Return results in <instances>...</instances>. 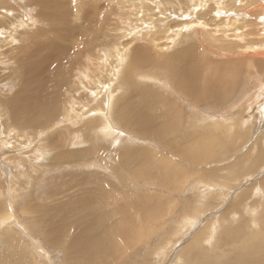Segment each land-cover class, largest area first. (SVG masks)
<instances>
[{"label": "rangeland", "instance_id": "374dc122", "mask_svg": "<svg viewBox=\"0 0 264 264\" xmlns=\"http://www.w3.org/2000/svg\"><path fill=\"white\" fill-rule=\"evenodd\" d=\"M62 29L77 32L71 37L63 31L64 38ZM49 38L65 53L78 50L67 68L58 61L65 71L58 100L48 67L29 77L24 66L36 53L31 41ZM136 47L145 53L132 66ZM192 57L208 65L194 61L198 67L185 75L193 86L215 76L219 89L197 91L194 98L178 87L171 72L179 77L178 64L186 67ZM129 78L137 79L135 91ZM148 90L176 105V128H167ZM125 93L134 109L128 128L113 108ZM101 125L116 134L100 136ZM76 132L80 139L71 140ZM56 136L58 144L51 145ZM59 144L69 154L53 160ZM91 147L94 153L87 151ZM129 149L135 156L124 163L120 152ZM183 149L186 155L175 156ZM92 176L101 183L83 185ZM163 177H171L166 188ZM97 187L102 205L95 199L93 209L80 211L60 241L44 236L57 208L69 202L74 210L78 196L95 197ZM35 203L48 211L45 225L24 213ZM0 205V220L10 216L0 228V264L66 263L80 223L91 219V211L100 217L115 205L124 206L130 219L122 223L128 237L115 240L122 252L88 255L92 260L83 264H245V254L254 264L264 261V0H0ZM15 239L22 253L13 250Z\"/></svg>", "mask_w": 264, "mask_h": 264}, {"label": "bare ground", "instance_id": "6f19581e", "mask_svg": "<svg viewBox=\"0 0 264 264\" xmlns=\"http://www.w3.org/2000/svg\"><path fill=\"white\" fill-rule=\"evenodd\" d=\"M48 8H51V6L47 5ZM12 8V7H11ZM263 9V8H262ZM263 20V19H262ZM58 29L55 28L54 31H57ZM115 30V29H114ZM63 31L65 33L69 32L71 37H72V33H75L77 31H75L74 29H71V30H67V29H62L61 32L59 33V36H62V37H66L65 34H63ZM80 32L82 33V31L80 30ZM80 32L78 31L77 35L76 36H80ZM128 34V33H127ZM55 35V34H54ZM75 36V37H76ZM128 38V37H127ZM52 38H49L47 39L48 41L46 43H44L43 41L39 40V39H34V41H31V45L33 47V49L36 51V53L31 57L30 61L27 60L26 61V64L24 65L26 68H28L29 70H31L32 72H26V75L29 77H35L36 74L39 73V71L43 68L44 71H45V68L48 67V70H47V77H48V81L52 83V85L55 87V92L53 94V97L56 98L58 93V86L59 84H57V82L59 80H61L63 78L64 80V74H65V71L61 74V71L58 69V61L60 60V69L63 70L64 68H67L70 64H71V61H72V56L74 55H77L78 53L75 51L77 49H74L72 48V50L68 51L67 53H65V51L61 48V46L58 44V42L56 40H51ZM68 39V38H66ZM30 40H33V39H30ZM81 40V39H80ZM150 40V39H149ZM41 41V42H39ZM79 41V40H78ZM82 44H84L82 41H80ZM76 43V41H75ZM29 44V43H28ZM92 44V43H91ZM89 42H88V39L86 41V45H91ZM74 45V43H73ZM135 45V44H134ZM154 46V45H153ZM81 47V46H80ZM130 47H133V43L131 44ZM246 47V46H245ZM244 47V48H245ZM251 47V46H250ZM154 48V47H153ZM152 48V49H153ZM248 48V47H246ZM254 48V47H253ZM29 49V47H28ZM112 49H113V46H112ZM120 49H124L122 46H120ZM255 49V48H254ZM115 50V49H113ZM247 50V49H246ZM78 51V50H77ZM80 51V50H79ZM117 51V50H116ZM128 50V46H127V50ZM243 51V49L241 50ZM235 52V51H234ZM233 52V53H234ZM125 53V52H124ZM143 53H145V51L143 50L142 52L139 51V47H136L135 49H133V51L131 52V60H132V63L131 65L133 66V63H137L140 59L139 58H142V55ZM151 53V52H150ZM229 54V53H228ZM108 55V54H107ZM119 59H122V57L120 56V53L118 55H116ZM69 57H70V60H69ZM104 57H106V55H104ZM245 58H246V55H245ZM244 58V59H245ZM250 58V57H249ZM118 59V62H120V60ZM229 59V58H228ZM143 59H141L142 61ZM146 60V59H145ZM197 58L196 57H192V59L190 60V63L186 65V67H181L182 65L178 64L177 66V69H176V72L178 74L179 77H176L175 74H173L171 72V78L173 79H177L178 80V87H181L182 88V91L185 93H191V94H194V98H197L198 97V94L202 92V94L200 95H204L203 92H207L208 91H213L211 89H219L220 85H217L215 83V76L211 78H209L206 83L203 85V86H200L199 84H197L196 87L193 86V82H191L189 79H188V76H185L186 74L190 76V73L191 71L193 70V68H197L198 65H207L205 61L201 60V59H198L200 63L195 64L194 61H196ZM197 60V61H198ZM257 60V59H256ZM230 61V59L228 60V62ZM76 62V60H75ZM145 62V61H144ZM245 62V61H244ZM53 63V64H52ZM241 63V62H240ZM52 64V65H51ZM76 64V63H75ZM149 64V63H148ZM147 64V65H148ZM146 65V66H147ZM152 65V64H151ZM176 65V64H175ZM180 65V67H179ZM221 65V64H220ZM226 65V64H225ZM142 66H144L142 64ZM154 66V65H153ZM202 66H200L202 68ZM200 67L198 69H200ZM212 67V66H211ZM223 67V66H222ZM229 67V65H228ZM232 67V66H231ZM148 68V67H146ZM151 68V67H150ZM205 68V67H204ZM227 68V67H226ZM208 69V65H207V68ZM212 69V68H211ZM210 69V70H211ZM214 69V68H213ZM121 69H119L120 71ZM154 70V69H153ZM203 70V69H202ZM220 69H218L219 71ZM151 71V70H150ZM217 71V70H216ZM211 73L213 71H210ZM228 72V71H227ZM115 73V72H114ZM119 73V72H118ZM156 73V72H155ZM214 74L216 72H213ZM221 73V72H220ZM168 74V73H167ZM141 75V74H140ZM151 75V74H150ZM220 75V74H218ZM169 76V77H170ZM217 76V75H216ZM116 77V76H114ZM118 77V76H117ZM145 78V75L143 76ZM148 78H150L149 76H147ZM146 77V79H148ZM155 77V76H154ZM142 79V77H141ZM144 79V80H146ZM151 79V78H150ZM155 79V78H154ZM137 80V79H136ZM134 80V78H129L128 81L130 83V87L132 88L133 91H135L136 89V85H138ZM168 80V79H167ZM170 80V79H169ZM194 80V79H192ZM156 81V80H155ZM153 80V82H155ZM158 81V80H157ZM143 82V81H142ZM151 82H152V79H151ZM152 82V83H153ZM157 83V82H156ZM156 83H153L156 85ZM164 83V82H163ZM166 83V81H165ZM150 84V83H148ZM164 85V84H163ZM225 85V84H224ZM52 86V87H53ZM152 86V84H151ZM154 86V85H153ZM157 86V85H156ZM154 86V87H156ZM168 86H170L168 84ZM166 87V86H165ZM153 91V90H152ZM174 91V90H173ZM197 91H201V92H197ZM220 91V90H219ZM158 92V91H157ZM156 92V93H157ZM217 92V90H216ZM148 93H149V97L153 99V104L154 106L156 107L157 111L159 112V114H162V115H165L167 117V120H168V123H167V128L169 130H172V128H176L175 126V123L174 121L172 120L171 118V114L173 113L172 111L174 109H176V105L175 104H171V103H168V102H164V101H161V99H159L155 94H153L151 91L148 90ZM160 93V92H158ZM177 93V92H176ZM219 92L215 93L218 95ZM47 90L43 92V94L40 96L39 100H38V103H40L42 97H44L45 95H47ZM163 94V93H162ZM179 94V92H178ZM183 93L180 92L179 95H181ZM121 96V95H120ZM120 96L118 97L119 99H117L114 104H113V108L115 110V113H116V117L120 120V123L123 124V127L125 128V126L128 128V126H130L132 120L130 119L131 115L134 113V109H133V106H132V102L129 101L128 97H127V93H125V98H120ZM183 96V95H182ZM189 96V95H188ZM193 96V95H192ZM209 96V94H208ZM165 97V96H164ZM181 97V96H180ZM186 98H188L187 96H185ZM210 97V96H209ZM115 98V97H114ZM117 98V97H116ZM115 98V99H116ZM213 98V96H212ZM216 98V97H215ZM166 99V98H164ZM190 99V97H189ZM221 99V98H220ZM57 100H58V97H57ZM166 101V100H165ZM168 101V99H167ZM198 103V104H197ZM195 104V103H194ZM199 105V102H196V106ZM195 106V105H194ZM51 107H48L47 109H50ZM54 108H55V105L51 108V111H49L47 114L51 113L54 111ZM73 110V109H72ZM71 110V111H72ZM112 112V111H111ZM72 114V113H71ZM209 114V113H208ZM76 115V114H75ZM104 116V115H103ZM70 118V117H69ZM68 118V119H69ZM92 119V118H91ZM99 119V118H98ZM146 119V115L144 114V119L143 121ZM207 119V117H206ZM73 120H74V117H73ZM114 120V119H113ZM209 120V119H208ZM68 121V120H67ZM108 122V121H107ZM119 122V121H118ZM57 123V122H56ZM92 123V122H91ZM95 122H93V125H94ZM117 123V122H116ZM87 124V122H86ZM89 124V122H88ZM97 124V123H96ZM104 124V123H103ZM107 124V123H106ZM110 124V123H109ZM85 125V124H84ZM114 125V124H113ZM116 125V124H115ZM119 125V124H118ZM117 125V126H118ZM125 125V126H124ZM87 126V125H86ZM90 126V125H89ZM104 125H101L100 128H99V134L100 136H106L107 138H110V135L112 133H115V131L113 132V130L110 128L108 129L107 127H103ZM89 128V127H88ZM91 129V128H90ZM86 130V129H85ZM100 130H104V134H101ZM87 131V130H86ZM93 131V130H92ZM89 132V131H88ZM91 132V130H90ZM78 133V132H76ZM201 133V132H200ZM72 134V133H71ZM87 134V133H86ZM116 134V133H115ZM88 135V134H87ZM86 135V136H87ZM93 135V134H92ZM77 136V140L80 139V136L79 133L78 135H73L72 136V139L71 140H74V137ZM85 136V137H86ZM146 136V135H144ZM112 137V136H111ZM115 137V135H114ZM121 137V136H120ZM60 137L59 136H56L54 137L53 139H55V142L54 144H51V145H56L58 144L57 140L59 139ZM92 138V137H91ZM146 138V137H145ZM96 139V138H95ZM111 139V138H110ZM186 139V138H185ZM70 140V141H71ZM75 140V141H77ZM91 140V139H90ZM121 140V139H120ZM154 141V140H153ZM184 141V140H183ZM63 142V140L61 141ZM60 142V143H61ZM78 142V141H77ZM80 143V142H79ZM199 143V142H198ZM83 144V143H82ZM91 144V143H90ZM122 144V143H120ZM183 145V144H182ZM191 145V144H190ZM63 146H66L64 147L65 149L67 148V145H64V144H59L58 147L56 148L57 150V154L55 155V157L53 158V160H58V157L60 156H66L69 154V151L70 150H63ZM76 146V145H75ZM188 148V147H186ZM181 149V147H180ZM54 149H52L53 151ZM18 151V150H17ZM17 151H16V154H17ZM87 151L91 152V153H94V151L92 150V147L91 148H87ZM185 149L182 150V152L180 153V151H178L176 153L175 156H178V157H182V155L185 154ZM46 152V151H45ZM55 152V151H54ZM58 152H65V153H62V154H59ZM11 153V152H10ZM8 153V154H10ZM19 153V152H18ZM44 153V152H43ZM189 153V152H188ZM27 155V154H25ZM120 155H121V159L123 160L124 163H128L129 161H132L134 156H135V153L129 149V151H123V152H120ZM186 155V154H185ZM189 155V154H188ZM199 155V154H198ZM245 155V154H244ZM5 156L7 157L8 159V155L5 154ZM10 156H12L10 154ZM196 156V155H195ZM35 157V156H34ZM188 157V156H187ZM29 158V157H28ZM35 159V158H34ZM244 159V158H243ZM12 160V159H10ZM33 160V159H32ZM51 160V159H50ZM49 160V161H50ZM240 160V159H239ZM23 161V160H22ZM193 161V160H192ZM238 161V160H237ZM15 162V161H14ZM25 162V161H24ZM29 163V161H27ZM32 162V161H31ZM58 162V161H57ZM21 163V162H20ZM40 163V162H39ZM38 163V164H39ZM50 163V162H49ZM240 163V162H239ZM22 164V163H21ZM35 164V163H34ZM37 164V163H36ZM35 164V166H36ZM55 164V163H53ZM59 165V163H56ZM10 165V164H9ZM17 165H20L19 162ZM85 164L83 163L82 166H84ZM15 166V165H14ZM42 166V165H41ZM40 166V168H41ZM47 168H48V165H46ZM50 166V165H49ZM52 166V165H51ZM56 166V165H55ZM86 166V165H85ZM23 167V166H22ZM39 167V166H37ZM45 168V166H42ZM32 168V167H31ZM86 168V167H85ZM179 168V166H178ZM20 169V168H19ZM84 169V168H83ZM17 170V169H16ZM21 170V169H20ZM24 170V169H23ZM42 170V169H41ZM47 170V169H46ZM181 170V169H180ZM33 171V170H32ZM43 171V170H42ZM41 171V172H42ZM48 171V170H47ZM45 171V172H47ZM22 172V171H21ZM35 172V171H34ZM40 172V173H41ZM30 173V172H29ZM32 173V172H31ZM180 173L182 172H179L178 174L180 175ZM185 173V172H184ZM184 173H182L183 177H184ZM25 174V172H24ZM43 174V173H41ZM45 174V173H44ZM114 176L116 177H121L123 178L124 176L121 175L120 173L118 172H115L113 173ZM127 176V175H125ZM129 176V175H128ZM110 175L107 176V178H109ZM38 178V176H37ZM54 178V177H53ZM24 179V178H23ZM170 179L171 177H163L161 179V187H165L166 188V184H169L170 182ZM70 181L72 180V177L71 179H69ZM107 180V179H106ZM59 180H57L58 182ZM54 183V182H53ZM62 183V182H61ZM89 183H101V180L98 178V177H93L92 176V179L89 181V179H87L85 181V183H83V185H87ZM109 183H111L113 186H118V187H121V186H124V182H112V181H109ZM64 184V183H63ZM68 185V183H67ZM169 186V185H168ZM167 186V187H168ZM64 188V187H63ZM73 188V187H71ZM171 189V188H170ZM12 195V194H11ZM10 195V196H11ZM9 196V197H10ZM14 196V195H13ZM197 197V196H196ZM12 198V196H11ZM10 198V199H11ZM79 200L75 201V203L73 204L74 206H77L75 207L74 210H71L70 209V204L72 203H65L64 205H61V207L57 208L55 211H54V215H55V221L53 222H50L48 223V228H45L43 230V234L44 236H49V234H53L55 236V241H60L61 238L63 237H60L61 234H64L71 230L73 227L72 226H69L68 223L76 217L77 214L83 212V211H88L92 205V209L95 207V199L97 200V202L102 205L101 201L103 200L104 198V195L101 196V199H100V196H99V188L97 187V190L95 192V197H93L92 195H87L83 194V196H78ZM154 198V196H153ZM160 199V198H159ZM194 199V198H193ZM13 200V198H12ZM155 200V199H154ZM153 200V201H154ZM148 202L149 199H148ZM27 206V209L24 211V213H28L30 214L32 217L35 218L36 221H38L39 223L45 225V221L43 220V218H46L48 216V211L45 210V209H42L43 206H38L36 203L33 204V205H28L26 204ZM2 209V210H1ZM91 209V210H92ZM122 209H124V206L122 207V205H115L112 209L110 210H107V211H104L100 217H95L94 214H92V211L90 212L91 215H93L91 217V219H84L80 225H79V230L77 231V233L75 235H72V240L70 242V246L67 248V262L64 263V264H83L82 262V259H85V260H92L91 257H89L88 255H100V256H104L105 254H112L114 253L112 249L115 250V247L117 246L115 244V240L116 239H122L123 241V238H127L128 235L126 234L125 235V229L123 227L124 224L122 223H126V221L129 219L127 218L128 216V212L126 210H123L121 211ZM76 210H78L77 212H75ZM1 211H4V208L3 206L0 205V212ZM126 211V212H125ZM22 212H23V209H22ZM42 218V220H40L39 218ZM143 219L145 218L144 215L142 216ZM9 219H10V216L8 215L7 213V216H2V220H0V228L2 227V223H8L9 222ZM150 219V218H149ZM154 219L155 221V218H152ZM151 219V220H152ZM130 220V219H129ZM146 220V218L144 219ZM141 221V220H139ZM147 221V220H146ZM153 221V220H152ZM185 221V220H184ZM130 221H128L127 223H129ZM149 221H147L148 223ZM156 223V222H155ZM3 224V225H4ZM130 224V223H129ZM37 225V224H36ZM131 225V224H130ZM189 225V224H188ZM38 226V225H37ZM71 227V228H70ZM132 228H134L135 230V226L133 224V226L131 225ZM130 227V228H131ZM190 227V226H189ZM183 228H185V226H183ZM121 229V230H120ZM41 230V231H42ZM83 231V232H82ZM70 232V231H69ZM68 233V232H67ZM79 234V236H77V234ZM1 235V234H0ZM4 235V234H3ZM2 235V236H3ZM69 235V234H68ZM216 235V234H215ZM214 235V236H215ZM5 237V236H4ZM44 237V238H45ZM66 237V236H65ZM7 240L9 239V234L6 233V237H5ZM64 238V237H63ZM209 238H213V237H209ZM47 239V238H46ZM69 239V238H68ZM5 240V239H4ZM3 240V242H4ZM11 240V238H10ZM67 240V238H66ZM9 241V240H8ZM65 241V239H64ZM63 241V242H64ZM12 242V247L13 250H17V248L20 247L19 245V242L17 239H15L14 241H11ZM49 242V241H48ZM213 242V241H212ZM7 243V242H6ZM244 243V242H243ZM4 244V243H3ZM10 244V243H9ZM52 244V242H51ZM63 244V243H62ZM242 244V243H241ZM58 245V244H57ZM193 245V244H192ZM218 245V244H217ZM215 245V246H217ZM11 246V244H10ZM55 246V245H54ZM252 246V245H251ZM250 246V247H251ZM58 247V246H57ZM253 247V246H252ZM21 248V247H20ZM59 248V247H58ZM118 249H116V253L117 252H120L121 249L119 247H117ZM190 248V246L188 247ZM246 249V248H245ZM12 250V249H11ZM22 251H20L21 253L23 252V249L21 248ZM187 248L184 250L186 251ZM231 250V249H230ZM242 250V249H241ZM247 250V249H246ZM250 250V249H248ZM19 251V250H17ZM13 252V251H11ZM122 252V251H121ZM242 252V251H241ZM240 252V253H241ZM16 253V252H15ZM20 253V254H21ZM121 254V253H120ZM19 255V253H18ZM17 255V256H18ZM113 255V254H112ZM118 255V254H116ZM115 257L117 258L118 256ZM227 255V254H226ZM4 256V255H3ZM21 256V255H20ZM242 256V255H240ZM249 254H245V259L244 261H246L245 264H254V259H251L253 258V256L251 258H249ZM23 257V255H22ZM66 257V255H65ZM244 257V256H242ZM256 257V256H255ZM114 258V257H113ZM119 259V257H118ZM229 261V260H228ZM16 262V261H15ZM264 261H261L260 264H262ZM202 264V263H201ZM241 264V263H240ZM244 264V263H242Z\"/></svg>", "mask_w": 264, "mask_h": 264}]
</instances>
